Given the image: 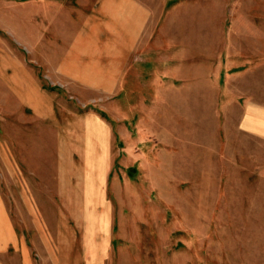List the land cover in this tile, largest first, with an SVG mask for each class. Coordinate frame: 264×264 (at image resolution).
<instances>
[{"label":"rangeland","instance_id":"1","mask_svg":"<svg viewBox=\"0 0 264 264\" xmlns=\"http://www.w3.org/2000/svg\"><path fill=\"white\" fill-rule=\"evenodd\" d=\"M166 4H186L194 25L208 18V29H186V35L165 29L177 39L175 50L161 49L162 62L176 53V94L154 107L151 98H129L132 111L125 114L120 92L76 104L112 127L104 205L95 210L85 209V147L76 145L82 191L76 194V255L88 249L83 224L94 216L107 224L110 241L102 234L95 240L113 251L114 263L122 253L128 264H264V120L254 115L251 121L247 113L254 84L264 80V0ZM249 19L258 28L252 44L249 34H239L247 30L233 29ZM7 120L0 119V195L9 207L22 198L10 171L25 165L3 127Z\"/></svg>","mask_w":264,"mask_h":264},{"label":"crops","instance_id":"2","mask_svg":"<svg viewBox=\"0 0 264 264\" xmlns=\"http://www.w3.org/2000/svg\"><path fill=\"white\" fill-rule=\"evenodd\" d=\"M168 1L0 0V119H8L3 127L25 165L9 175L21 202L7 207L0 195V264H128L122 253L114 263L113 251L96 243L99 234L103 242L111 237L92 213L83 224L88 249L76 255V194L82 192L76 145L85 147L84 208L95 210L104 205L112 143L110 124L94 109L80 113L76 104L120 92L125 114L132 111L129 98H151L154 107L176 94V53L162 62L161 49L175 50L177 39L165 29L186 35V29H208V18L194 25L186 4L166 9ZM240 23L233 29L247 30L239 34L256 42L253 21ZM254 87L247 113L255 122L254 115L264 120V80Z\"/></svg>","mask_w":264,"mask_h":264}]
</instances>
